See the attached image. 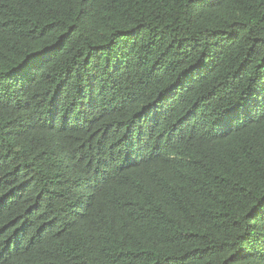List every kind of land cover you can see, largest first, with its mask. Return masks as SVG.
Returning <instances> with one entry per match:
<instances>
[{
	"label": "trees",
	"instance_id": "obj_1",
	"mask_svg": "<svg viewBox=\"0 0 264 264\" xmlns=\"http://www.w3.org/2000/svg\"><path fill=\"white\" fill-rule=\"evenodd\" d=\"M0 264H264V0H0Z\"/></svg>",
	"mask_w": 264,
	"mask_h": 264
}]
</instances>
